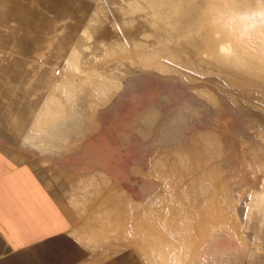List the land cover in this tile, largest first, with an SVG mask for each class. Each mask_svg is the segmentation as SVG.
Segmentation results:
<instances>
[{
	"label": "rangeland",
	"instance_id": "1",
	"mask_svg": "<svg viewBox=\"0 0 264 264\" xmlns=\"http://www.w3.org/2000/svg\"><path fill=\"white\" fill-rule=\"evenodd\" d=\"M75 1L85 6L77 9L81 61L70 63L67 72L72 89L60 91L56 74L28 142L42 149L70 148L76 135L99 128L114 142L122 167L138 164L149 173L142 175L138 187L146 189V197L154 196L147 205L139 203L133 223L136 237L119 226L111 232L136 239L149 264H186V255L189 264H196L193 257L206 252V236L224 232L245 250V209L252 192L264 188V0H71L74 9ZM193 3L203 11L202 29L194 35L205 28L214 34L201 44L207 50L194 57L196 61L179 54L169 37L171 20L165 16L177 10L162 13L180 5L184 15ZM30 5L42 20L58 27L59 36L68 32L67 24H76L75 19L56 18L43 0ZM94 7L97 25L89 17ZM90 24L99 30L93 36L87 30ZM50 49L44 45L42 51ZM163 49L168 59L159 54ZM191 49L186 46L187 52ZM67 55L52 58L57 69L68 67ZM231 67L241 74H235L239 80L229 73ZM249 70L255 85L243 88L237 82L248 79ZM191 74L198 77L192 80ZM118 75L121 85L113 90L114 81L108 77ZM103 78L107 85L113 83L111 87L99 83ZM110 88L114 94L107 96L104 90ZM55 98L61 104L51 110L50 99ZM153 112L157 118L147 121L146 115ZM73 182L78 184L74 190L87 186L89 198L96 196V180L74 177ZM89 208L91 213L97 207ZM224 236L218 239L224 241Z\"/></svg>",
	"mask_w": 264,
	"mask_h": 264
},
{
	"label": "crops",
	"instance_id": "2",
	"mask_svg": "<svg viewBox=\"0 0 264 264\" xmlns=\"http://www.w3.org/2000/svg\"><path fill=\"white\" fill-rule=\"evenodd\" d=\"M39 1L0 0V264H149L130 238L137 234L139 203L154 196L138 187L149 173L138 164L122 167L114 142L99 128L76 135L70 148L42 149L27 140L56 80L59 64L52 58L65 57L74 44L77 9L85 6L43 0L56 18L76 21L59 36L30 5ZM44 45L51 49L42 51ZM156 118V112L145 117ZM74 177L96 180V196L89 198L87 186L74 190ZM89 206L97 208L90 213ZM115 226L130 237L112 235ZM242 230L245 250L230 233L208 235L196 264H264V188L250 195Z\"/></svg>",
	"mask_w": 264,
	"mask_h": 264
},
{
	"label": "bare ground",
	"instance_id": "3",
	"mask_svg": "<svg viewBox=\"0 0 264 264\" xmlns=\"http://www.w3.org/2000/svg\"><path fill=\"white\" fill-rule=\"evenodd\" d=\"M10 6H12V5H10ZM201 7V5H196L195 3H193L192 5H191V10H190V12H188L187 14H182V12H184L185 11V9L184 8H180V5H176L175 7H170V8H164L163 10H162V13H163V11H168V10H177V11H174V12H167V16H165V17H167V18H169L170 20H171V23H170V26H171V31L169 32L170 33V35H169V37H171V41H172V45H173V47L179 52V54H181V55H185L188 59H190V58H194V57H199V56H201V55H203V53L207 50H205V48H202L203 46L201 45L202 43H204V42H207L208 43V41H209V38H210V35L212 36V34L213 33H210V31H209V29L208 28H205L204 30L205 31H203L202 30V32L200 33L201 35L200 36H195L194 35V33H195V31H197L198 29H202V28H200V25L202 24V8H200ZM97 8L96 7H94L93 9H92V11H91V13L89 14V17H90V22H93V24L95 23L96 24V22L98 21V17L99 16H97ZM160 13H161V10H160ZM160 16L161 17H163L162 16V14H160ZM99 22V21H98ZM93 24H90V25H88V28L89 29H87L88 30V32H89V34L90 35H92L93 36V34L95 33V32H97V31H99L96 27L97 26H95V25H93ZM97 24H99V23H97ZM96 24V25H97ZM95 26V27H94ZM94 28V29H93ZM82 29V28H81ZM80 29V32H83V30H81ZM214 35V34H213ZM217 35V34H216ZM214 37V36H213ZM212 38V37H211ZM81 41H82V39H80ZM79 40V37L77 36V38H76V40H75V42H74V46H72L71 48L72 49H70V52H68V55H67V62L69 63L68 64V67H65V65H63L62 67L60 66V68H58L57 70H56V72H57V76H58V87H59V89H60V91H69V90H71L72 89V86H71V84H70V79H71V75H68V73L67 72H69L68 71V69L70 68V63H80V61H81V50H77L76 48H77V46L78 45H80V44H78V43H81V41ZM85 40V39H84ZM214 41H216V39L215 40H213V42ZM212 41H211V43L214 45V43H213ZM217 42V41H216ZM215 42V43H216ZM223 42V41H222ZM221 42H219V44H220ZM78 44V45H77ZM84 44H87V42L85 41L84 42ZM211 44V45H212ZM205 45V44H204ZM207 45V44H206ZM213 45H212V48H214L213 47ZM186 46H190L192 49H191V51L190 52H187V50H186ZM202 46V47H201ZM133 47H135V45L133 46ZM136 47H137V45H136ZM208 48L210 47L209 45L207 46ZM139 48V47H138ZM212 48H211V50H212ZM215 48H216V46H215ZM134 49V48H133ZM136 49V48H135ZM139 49H141L142 50V47L141 48H139ZM132 50V49H131ZM136 50H138V49H136ZM141 50H139L138 52L139 53H143ZM146 50V49H145ZM210 50V49H209ZM214 51H215V49H213ZM212 50V51H213ZM141 51V52H140ZM143 51H144V49H143ZM218 51H220L221 52V50H218ZM138 52H136V53H138ZM208 52V54H209V52L210 51H207ZM220 52H218V53H220ZM189 53H191V55L189 54ZM212 54H214L213 52H211ZM210 53V54H211ZM215 53H217V49H216V51H215ZM159 54L161 55V56H164V57H166L165 59H168L169 58V54L168 53H166V51H164V49L162 50V51H159ZM219 55H221V54H219ZM234 55H237L238 56V58L237 59H239V58H243L241 55H239V54H234ZM217 56V55H216ZM222 56H223V53H222ZM222 56H220V57H222ZM203 57V56H202ZM208 57V56H207ZM206 57V58H207ZM214 57V56H213ZM201 58V57H200ZM204 58V57H203ZM210 60H211V58L210 57H208ZM207 58V59H208ZM227 58V57H226ZM232 58V57H231ZM195 59V58H194ZM216 59H220V58H218V56H217V58ZM215 59V61H217L218 62V60H216ZM222 59V58H221ZM236 59V60H237ZM244 59V58H243ZM197 59H195V61H196ZM200 59L198 58V61H199ZM203 60H205L206 61V59H203ZM223 60V59H222ZM222 60H220L221 62H223ZM228 60V59H227ZM213 59H212V63H213ZM214 61V62H215ZM232 61H234V60H232ZM231 61V62H232ZM209 62H211V61H209ZM209 62H207V63H209ZM225 63H226V61H224ZM237 61H235L234 63H236ZM78 63V64H79ZM201 63V62H200ZM203 63V62H202ZM205 63V62H204ZM216 63V62H215ZM224 63V64H225ZM194 64H197V63H195L194 62ZM229 64H230V62H229ZM243 64V63H242ZM215 65H218V66H220V62L217 64H215ZM240 65V64H239ZM200 65H198V68H200L199 67ZM217 66V67H218ZM222 66V65H221ZM229 66H231V65H229ZM236 66H238V63H236ZM242 66V65H241ZM247 66V65H246ZM194 67H196L197 68V65L195 66L194 65ZM193 67V68H194ZM232 68V67H231ZM236 67L234 66V69H235ZM243 68V67H242ZM249 68H251V66L250 67H248L247 69H249ZM253 68V67H252ZM221 69V68H220ZM239 69V68H238ZM55 70V69H54ZM82 70V69H81ZM84 70V69H83ZM197 70H199V69H197ZM225 70H227V69H225ZM240 70H241V67H240ZM252 70H254V69H252ZM252 70H249L250 71V73L248 74V76H245V77H247L248 79H246V78H244L243 76H241V77H243V78H240V79H243V80H241V82H243V83H239L240 81H238L237 83L239 84V85H241V86H243V88L244 87H248V86H251V85H255L254 84V80L253 79H251V78H253L252 76H250L251 75V73H252ZM121 71V70H120ZM230 72L229 73H231L234 77H236V75L235 74H237V72L238 71H236V70H234V72H233V68H232V72H231V70H229ZM243 71H244V69H243ZM256 71V70H255ZM254 71V72H255ZM98 73V72H97ZM99 73H101V72H99ZM103 73V72H102ZM101 73V74H102ZM243 73V72H242ZM246 73V72H245ZM96 74V73H95ZM240 74V73H239ZM239 74H237V75H239ZM244 74V73H243ZM242 74V75H243ZM253 74V73H252ZM256 74V73H255ZM117 75V74H116ZM119 75H120V73H119ZM119 75H118V77L117 78H111V77H108V79H111V80H113L114 81V84H115V88L114 87H111V85L113 84H110V82L108 83V85H109V87H111L113 90L114 89H118L119 87H120V85H121V78L119 77ZM122 75V74H121ZM192 75V74H191ZM221 75V74H220ZM228 75V74H227ZM231 75V76H232ZM241 75V74H240ZM259 75V74H258ZM257 75V76H258ZM193 76V77H192ZM191 77H192V80H193V78L195 77V78H197L195 75H192ZM230 76V75H229ZM250 76V77H249ZM125 77V76H124ZM226 77V76H225ZM228 77V76H227ZM226 77V78H227ZM239 77V76H238ZM258 77H260V76H258ZM105 78V77H104ZM102 79L101 80V82H99L100 84H102V85H104L105 83L104 82H106V81H104L105 79ZM194 78V79H195ZM230 78V77H229ZM250 78V79H249ZM255 78V77H254ZM257 78V77H256ZM238 78L236 77V80H237ZM260 79V78H259ZM261 79H262V77H261ZM260 79V80H261ZM230 80V79H229ZM232 81H235V80H233V79H231ZM239 80V79H238ZM226 81V80H225ZM227 81H228V79H227ZM257 81V80H256ZM112 82V81H111ZM229 83V82H228ZM235 83V82H234ZM101 85V86H102ZM107 82H106V84L104 85V88L106 89L107 88ZM264 85V84H263ZM106 86V87H105ZM108 87V88H109ZM237 87H238V85H237ZM109 89V91L106 93L105 92V90H104V93L108 96H112L113 94H114V91L112 90V89ZM242 88V89H243ZM253 88V87H252ZM100 89V88H99ZM236 89V88H235ZM255 89H257L256 87H255ZM263 89V88H262ZM243 91V90H242ZM246 91V90H245ZM248 91H249V89H248ZM247 91V92H248ZM257 91V90H256ZM51 101V106H50V109L52 110V109H57V108H59L60 107V104H61V102H60V100H58L57 98H55V99H50ZM100 102V100H97V104ZM106 101V100H105ZM104 101V102H105ZM103 102V103H104ZM101 104V103H100ZM115 189V188H114ZM114 189H113V191H114ZM116 193V192H115ZM129 208V207H128ZM123 209V208H122ZM130 209V208H129Z\"/></svg>",
	"mask_w": 264,
	"mask_h": 264
}]
</instances>
